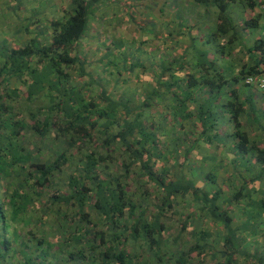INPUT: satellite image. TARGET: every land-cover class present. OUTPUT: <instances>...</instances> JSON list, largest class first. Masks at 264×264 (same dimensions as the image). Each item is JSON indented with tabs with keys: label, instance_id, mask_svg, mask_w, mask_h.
<instances>
[{
	"label": "trees",
	"instance_id": "trees-1",
	"mask_svg": "<svg viewBox=\"0 0 264 264\" xmlns=\"http://www.w3.org/2000/svg\"><path fill=\"white\" fill-rule=\"evenodd\" d=\"M186 1L199 15L217 10V45L195 48L172 28L170 41L188 35L187 46L141 98L118 96L117 72L85 68L101 0H68L59 18L30 19L0 45V264H264V93L246 83L264 78L263 0ZM238 1L263 10L243 20L260 32L250 46L230 14ZM158 91L164 112L147 113Z\"/></svg>",
	"mask_w": 264,
	"mask_h": 264
},
{
	"label": "rangeland",
	"instance_id": "rangeland-1",
	"mask_svg": "<svg viewBox=\"0 0 264 264\" xmlns=\"http://www.w3.org/2000/svg\"><path fill=\"white\" fill-rule=\"evenodd\" d=\"M64 1L67 0H0V45L4 46V43L8 45L10 39H15V41L18 42L19 40L15 37L14 33L20 29L21 31L24 30L23 28L29 24L30 19H32L33 22L36 18H38V20H40V18L43 19V17L47 18L46 14H56L57 5L63 6ZM262 3L264 6V0ZM100 4V8L95 12V15L91 17L89 24L90 32L88 36L93 35V37L89 36L87 38L88 41L85 42L83 47H80V51H82L83 55H85V59L89 63L85 68L92 75L103 78L105 77V72L106 74L110 72L114 74V71L117 72L116 76L120 79V88L126 91V94L121 96L120 94H122V92L118 90L117 94L120 98L122 97V99H128V97L132 95L141 98L144 92L148 93L151 92L154 87L157 88L158 83L161 82L159 78H161V80L163 79V69L166 67L168 68L171 62V56L177 54L181 55V53L184 52L187 46V43L184 42V40H186L185 36H181L180 34L177 35V40L180 43L171 42L169 34L172 28L182 29L185 34L190 31L191 36L199 41L197 46L194 44L195 48L208 49L213 45H217V43H215L217 39L214 40V37H211V33L215 29L216 20L214 17L217 13L215 8L210 9L209 13L199 15V13L190 8V6H195L193 4H188L186 0H101ZM241 5L239 1L236 2V4H231L229 6L231 10H233V7L236 9L233 10L234 14H230L232 18L235 19V24L237 22V30L240 31L243 41H246L245 45L250 46L253 41L260 36V32L255 29H244L242 27L243 20L248 17L252 18L256 16L257 13L263 12V10L262 7L257 6L255 13L251 14V12L242 8ZM17 7L20 8V12L16 10ZM6 8H8V10ZM3 9H6V12H4ZM59 13L61 14L62 11ZM10 17L11 21L9 20ZM203 21H205L206 24H203ZM17 23L20 26L18 28L15 27ZM190 25H192V29L189 28ZM263 25V21L261 20L259 22V29L262 31ZM206 34L209 35V37L206 38L212 39V44H208L207 46L200 41ZM95 36L98 38V41L94 38ZM173 36L175 37V34ZM187 37L188 35H186V38ZM100 42L103 43V45H101ZM96 43H99V46L95 45ZM175 43L177 45L173 46L172 44ZM115 48L118 49V52L112 53L111 56L107 57L104 61L103 55L105 52H107V50L112 52ZM219 62H221V60H219ZM108 63L110 66H107ZM123 63L124 65L133 64L136 67L130 72L124 71L126 67H123ZM227 64L230 66L229 70H231L233 61H230V58L227 59ZM165 76L164 78L169 80L170 77L168 74ZM100 82L101 86H103V82L101 80ZM255 91L256 94L260 95L264 93V91L259 89ZM168 94L170 93L168 92ZM164 95V92L160 93V91H158L153 97L155 99L152 100V106L147 108L146 112H164L161 102L168 97V95ZM261 101L264 105V100ZM158 121L159 120L156 118L155 122ZM200 151L202 152L203 150L201 149ZM193 164L196 165V162ZM69 166L70 165L64 168L67 170V173H70L72 169ZM223 170L226 171L227 168ZM185 172L190 175L188 176L192 180L201 184L199 179L197 178V180L196 176L192 175L193 172L190 173L187 169H185ZM221 172L220 174H222V177L219 178L220 180L217 185L228 192L230 187L227 185L226 178L229 172L226 174ZM172 176L179 178L180 169H177ZM228 188L229 190H227ZM147 189L150 191L153 190L150 187H147ZM131 190H134V187H132ZM186 201L187 200H185V203L183 202L184 204L180 205L181 211H189L188 208L191 204L188 202V204H186ZM232 209H234V207H232ZM168 223L171 226L168 235L170 237L168 247H171L175 246L172 241H174L177 236L179 220L171 216V220H169ZM180 240L183 246L188 245V243H193V240L189 238L187 233L183 235ZM217 245H221L220 237H217Z\"/></svg>",
	"mask_w": 264,
	"mask_h": 264
},
{
	"label": "crops",
	"instance_id": "crops-1",
	"mask_svg": "<svg viewBox=\"0 0 264 264\" xmlns=\"http://www.w3.org/2000/svg\"><path fill=\"white\" fill-rule=\"evenodd\" d=\"M68 1V0H67ZM67 1H64V2H67ZM64 7H66L65 5H63V6H60V5H57V8H56V14L55 13H50V14H46V16H47V19L48 20H50V19H52V18H59L60 17V11L64 8ZM7 10H8V8H6ZM6 9H3L4 10V12H6ZM18 12H20V10H18ZM51 12H53V11H51ZM45 15V14H44ZM250 15V14H249ZM248 15V16H249ZM18 17V16H17ZM249 18V17H248ZM247 18V19H248ZM17 19V18H16ZM10 21H11V17H10V19H9ZM18 26H19V24L17 23V25H15V27H17L18 28ZM23 31V30H22ZM186 40H184V42L186 43L187 42V38H185ZM10 40H12V39H10ZM260 109H262V110H264V107H261L260 106Z\"/></svg>",
	"mask_w": 264,
	"mask_h": 264
},
{
	"label": "built area",
	"instance_id": "built-area-1",
	"mask_svg": "<svg viewBox=\"0 0 264 264\" xmlns=\"http://www.w3.org/2000/svg\"><path fill=\"white\" fill-rule=\"evenodd\" d=\"M247 84L255 85L259 89H264V78L263 77H250L246 80Z\"/></svg>",
	"mask_w": 264,
	"mask_h": 264
}]
</instances>
